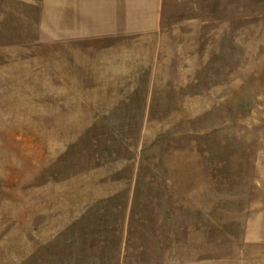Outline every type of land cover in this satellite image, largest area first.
<instances>
[{
    "label": "rangeland",
    "instance_id": "374dc122",
    "mask_svg": "<svg viewBox=\"0 0 264 264\" xmlns=\"http://www.w3.org/2000/svg\"><path fill=\"white\" fill-rule=\"evenodd\" d=\"M0 264H264V0H0Z\"/></svg>",
    "mask_w": 264,
    "mask_h": 264
}]
</instances>
